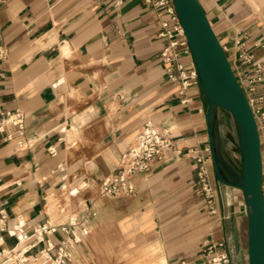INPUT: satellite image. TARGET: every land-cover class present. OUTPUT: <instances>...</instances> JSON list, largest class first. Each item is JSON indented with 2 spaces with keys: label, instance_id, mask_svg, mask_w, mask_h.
<instances>
[{
  "label": "crops",
  "instance_id": "crops-1",
  "mask_svg": "<svg viewBox=\"0 0 264 264\" xmlns=\"http://www.w3.org/2000/svg\"><path fill=\"white\" fill-rule=\"evenodd\" d=\"M198 2L220 44L232 45L246 32L264 64V49L254 47L264 43V0ZM158 30L155 11L143 0L0 1V45L7 50L1 107L24 115L22 130L11 125L0 133V202L6 201L0 237L11 257L0 264L17 258L61 264L63 251L70 255L64 264H89L93 249L109 242L154 250L166 264H200L207 239L224 242L236 264H247L242 192L217 180L210 161L216 211L209 213L186 155L208 146L204 90L198 81L178 93ZM182 61L191 65L193 58ZM222 116L216 111V143L223 176L233 181L229 170L238 169L240 154ZM145 122L180 153L168 152L137 174L134 194L101 195V181ZM39 225L53 231L37 235ZM15 229L28 239L17 241Z\"/></svg>",
  "mask_w": 264,
  "mask_h": 264
},
{
  "label": "built area",
  "instance_id": "built-area-1",
  "mask_svg": "<svg viewBox=\"0 0 264 264\" xmlns=\"http://www.w3.org/2000/svg\"><path fill=\"white\" fill-rule=\"evenodd\" d=\"M1 1V0H0ZM151 6L157 18L159 27L158 37L163 40L164 47L161 56L168 63L166 69L167 77L170 81L178 82L180 85L179 94L183 95L190 83L199 81L197 69L194 62L191 65L182 61L183 57H192L183 26L178 17L173 0H143ZM246 32L238 33L233 39L232 45L220 44L223 49L231 71L243 91L246 100L253 113L260 139V150L263 164L262 186L264 184V64L256 60L254 49L247 42ZM254 47L264 49V43L257 42ZM7 57V50L0 45V65ZM4 75L0 71V81ZM200 82V81H199ZM186 102V99L182 100ZM23 113L16 109L5 111L1 107L0 101V133L6 131L8 126H17L23 129ZM6 138H10L8 135ZM168 152L179 154L175 149L173 141L169 139L156 125L145 122L130 141L128 147L123 152L115 171L105 177L100 183V193L104 196L123 197L132 195L135 192L133 179L143 172L149 171L156 163L165 159ZM186 155L192 160L196 169V178L199 192L201 193L209 213L216 211V194L211 184L207 165L211 161L209 145L200 148H189ZM264 192V187H263ZM6 201L0 202V232L5 231ZM244 213L247 216L245 207ZM50 233L53 228L46 225H39L34 230L38 235L42 232ZM17 241H25L28 235L20 229L12 231ZM81 235L87 234L83 227ZM38 238V236L36 237ZM73 242H78L73 236ZM70 243V242H68ZM4 242L0 237V261L10 260V251L4 249ZM64 243L58 247V252L64 250ZM53 247L48 246L46 252ZM202 261L200 264H236L231 250L224 242L207 239L202 247ZM42 253V252H41ZM70 260V255L64 251L60 255L59 263ZM22 258H17L14 263L23 264Z\"/></svg>",
  "mask_w": 264,
  "mask_h": 264
},
{
  "label": "water",
  "instance_id": "water-1",
  "mask_svg": "<svg viewBox=\"0 0 264 264\" xmlns=\"http://www.w3.org/2000/svg\"><path fill=\"white\" fill-rule=\"evenodd\" d=\"M173 1L206 96L205 122L215 178L242 192L247 210V264H264L263 164L253 113L198 0ZM216 109L230 115L237 126L240 162L238 169L229 170L233 181L226 180L222 172L223 163L216 143L219 134ZM228 137L235 142L230 135Z\"/></svg>",
  "mask_w": 264,
  "mask_h": 264
},
{
  "label": "rangeland",
  "instance_id": "rangeland-1",
  "mask_svg": "<svg viewBox=\"0 0 264 264\" xmlns=\"http://www.w3.org/2000/svg\"><path fill=\"white\" fill-rule=\"evenodd\" d=\"M216 111L223 115V129L237 137V126L233 118L220 109ZM156 253L144 247H133L130 243L109 242L93 249L89 264H158L160 257Z\"/></svg>",
  "mask_w": 264,
  "mask_h": 264
},
{
  "label": "bare ground",
  "instance_id": "bare-ground-1",
  "mask_svg": "<svg viewBox=\"0 0 264 264\" xmlns=\"http://www.w3.org/2000/svg\"><path fill=\"white\" fill-rule=\"evenodd\" d=\"M74 127V126H73ZM77 193V192H76ZM74 221V220H73ZM158 264H166V260L163 256H159Z\"/></svg>",
  "mask_w": 264,
  "mask_h": 264
}]
</instances>
